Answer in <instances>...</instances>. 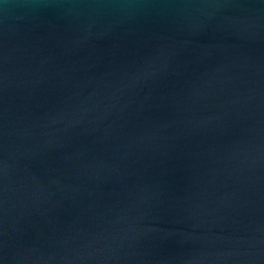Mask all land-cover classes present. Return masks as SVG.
Wrapping results in <instances>:
<instances>
[{"label": "water", "instance_id": "1", "mask_svg": "<svg viewBox=\"0 0 264 264\" xmlns=\"http://www.w3.org/2000/svg\"><path fill=\"white\" fill-rule=\"evenodd\" d=\"M0 264H264V0H0Z\"/></svg>", "mask_w": 264, "mask_h": 264}]
</instances>
